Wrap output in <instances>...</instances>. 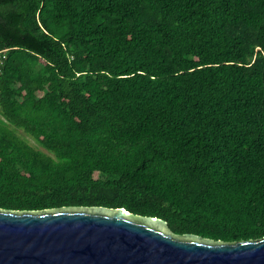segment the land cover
Listing matches in <instances>:
<instances>
[{
    "label": "trees",
    "instance_id": "16d2710c",
    "mask_svg": "<svg viewBox=\"0 0 264 264\" xmlns=\"http://www.w3.org/2000/svg\"><path fill=\"white\" fill-rule=\"evenodd\" d=\"M0 53V208L264 237V0H0Z\"/></svg>",
    "mask_w": 264,
    "mask_h": 264
},
{
    "label": "water",
    "instance_id": "95a60500",
    "mask_svg": "<svg viewBox=\"0 0 264 264\" xmlns=\"http://www.w3.org/2000/svg\"><path fill=\"white\" fill-rule=\"evenodd\" d=\"M0 264H264V237L177 234L123 207L0 208Z\"/></svg>",
    "mask_w": 264,
    "mask_h": 264
},
{
    "label": "rangeland",
    "instance_id": "374dc122",
    "mask_svg": "<svg viewBox=\"0 0 264 264\" xmlns=\"http://www.w3.org/2000/svg\"><path fill=\"white\" fill-rule=\"evenodd\" d=\"M37 68L40 67V65H36ZM8 127L11 131H13L16 136L20 137L24 141H26L30 146H32L35 149L41 150L47 155L53 156V153L46 150L43 146H41L31 135H29L22 127H17L15 125H9Z\"/></svg>",
    "mask_w": 264,
    "mask_h": 264
},
{
    "label": "built area",
    "instance_id": "2783aa9c",
    "mask_svg": "<svg viewBox=\"0 0 264 264\" xmlns=\"http://www.w3.org/2000/svg\"><path fill=\"white\" fill-rule=\"evenodd\" d=\"M5 55L0 53V73L2 71V66L4 65Z\"/></svg>",
    "mask_w": 264,
    "mask_h": 264
}]
</instances>
